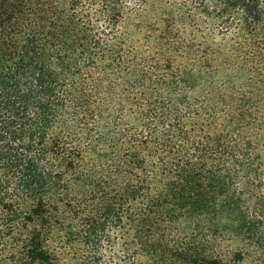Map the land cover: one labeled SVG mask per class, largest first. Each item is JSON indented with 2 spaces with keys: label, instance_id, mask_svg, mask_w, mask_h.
<instances>
[{
  "label": "trees",
  "instance_id": "obj_1",
  "mask_svg": "<svg viewBox=\"0 0 264 264\" xmlns=\"http://www.w3.org/2000/svg\"><path fill=\"white\" fill-rule=\"evenodd\" d=\"M129 1L0 0V264H264V0Z\"/></svg>",
  "mask_w": 264,
  "mask_h": 264
},
{
  "label": "rangeland",
  "instance_id": "obj_2",
  "mask_svg": "<svg viewBox=\"0 0 264 264\" xmlns=\"http://www.w3.org/2000/svg\"><path fill=\"white\" fill-rule=\"evenodd\" d=\"M132 1L133 0H130L129 2V4H132ZM160 1H170V0H149L148 1V4L146 5V9H147V11L149 10V9H151L154 5L155 6H158V3H160ZM172 1H174V0H172ZM153 5V6H152ZM192 224H193V222H192V219H190V218H184V219H182L179 223H178V226H177V229H178V231H176L177 233L179 232V233H187L188 231H189V229H190V227L192 226ZM190 226V227H189ZM111 252L112 253H110V254H113V256H110V257H114V260H113V262H112V264H121L122 263V261L120 260L119 261V257H117V255H116V253H115V251H113V249H111ZM239 264H251L250 263V261L248 260V259H246V260H244V261H242V262H240Z\"/></svg>",
  "mask_w": 264,
  "mask_h": 264
}]
</instances>
